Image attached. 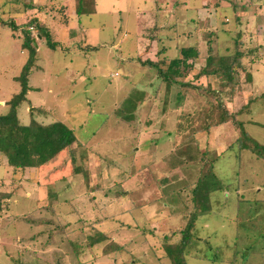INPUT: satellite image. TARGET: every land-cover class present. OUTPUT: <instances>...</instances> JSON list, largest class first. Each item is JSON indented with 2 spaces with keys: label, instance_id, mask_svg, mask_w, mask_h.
Segmentation results:
<instances>
[{
  "label": "rangeland",
  "instance_id": "374dc122",
  "mask_svg": "<svg viewBox=\"0 0 264 264\" xmlns=\"http://www.w3.org/2000/svg\"><path fill=\"white\" fill-rule=\"evenodd\" d=\"M84 1L87 10L94 8V0ZM203 1L104 0L96 12L74 15L71 22L76 0H0L2 17H14L17 24L25 21L24 5L37 7L58 41L53 50L35 36L38 59L27 101L18 110L20 122L30 120L25 106H42L73 129L77 145L51 164L53 171H45L47 184L42 177L39 183L26 179L20 189L11 183L0 156V192L14 193L0 198V264H124L133 258L161 264L143 233L152 229L159 242L175 239L192 209V184L212 160L228 192H215L220 203L197 219L196 236L211 246L197 240L187 264H227L232 256L234 264L246 259L264 264V159L235 142L241 123L249 137L264 145V0H218L217 11L212 9L217 0ZM10 5L19 12L9 13ZM65 19L68 26L62 24ZM71 29L76 35L70 40ZM233 30L240 33L245 68L235 84L222 86L217 77L201 73L210 38L204 33L218 31L213 53L233 54ZM154 32L170 58L183 45H196L200 52L179 67L169 88L156 68L137 63L139 44L143 49L147 43L156 56L158 45L147 38ZM142 33L148 39L143 43ZM26 58L20 30L0 25V106L18 90L14 78ZM158 65L164 69L167 61ZM141 79L151 81L147 94L139 91ZM214 91L233 119L215 122L220 114ZM134 101H139L137 108ZM186 121V130L175 134ZM184 136H191L192 159L173 167ZM31 172L27 168L25 178ZM183 185L188 187L183 190ZM94 227L109 238L96 249L88 246L102 239ZM70 243L79 244L82 252L77 255ZM114 244L124 250L103 253ZM239 247L244 248L241 256Z\"/></svg>",
  "mask_w": 264,
  "mask_h": 264
},
{
  "label": "trees",
  "instance_id": "16d2710c",
  "mask_svg": "<svg viewBox=\"0 0 264 264\" xmlns=\"http://www.w3.org/2000/svg\"><path fill=\"white\" fill-rule=\"evenodd\" d=\"M217 2L218 0L214 3V8H212L216 11L220 7L218 6ZM84 3V0H76L75 13L78 16H81L85 13L88 14L94 10V8L92 10H87V7L84 5ZM49 4L53 5L52 2L48 3L47 5ZM13 6L10 5V7H8L9 13L19 12L17 7ZM232 9L233 11H236V5H232ZM28 11H30V13H28ZM20 12L23 14L25 21L23 23L17 24L14 17H8L7 19L2 17L5 11L0 8V25L9 26L12 28V30H20V46L27 56L20 73L14 78V80L18 83V90L3 103V106H0V153L6 158V165L8 166L11 173V183L14 182L16 184V188L18 189L22 187L21 184L26 179L39 183L40 180L38 178L45 177L44 170L48 169L56 158L58 159L60 156H62L66 150L77 147V145H75L76 135L73 129L61 121L54 120V118L50 116V113L42 106L32 108L30 105L25 106L24 111L28 114L27 116H29L30 120L28 124H23L20 122L18 110L20 106L27 101V94L30 88L28 84L29 76L33 68L36 66L38 59L39 45L37 43L34 45L33 40L35 39V36H40L39 42L45 41L49 48L55 50L58 46V41L54 40L51 30L48 29L47 24L38 14L37 7H33L32 4L24 5V10H21ZM234 18L236 21H238V17ZM223 22L225 23L226 20H223ZM63 24L68 25L69 20L65 19ZM256 24H258L257 21ZM234 32L235 31L233 30V33ZM204 35V37L207 35L210 36V38H208L207 43L208 55L205 58V64L201 69V73L204 75H213L217 77L220 80L219 82L222 84V86L235 84L237 82L239 72L245 68L242 62V60L245 58V53L241 46L242 42L240 33H234V36L232 37L235 48L233 54L213 53L212 41L214 39H218V31H207L204 33ZM95 48L97 47L95 46ZM199 55L200 52L196 45H183L179 47L178 57L167 60L166 68L162 69L158 65L159 62L160 64L165 62V58L160 59L157 62L148 61V64L156 67L157 75L160 76L162 82L165 84V87L169 88L176 82L175 75L179 73V67L186 64L189 60L192 62L195 61ZM246 76L248 79H251L250 74H247ZM214 93L218 98L216 107L220 114L219 119H217L215 122L223 123L233 119L234 115H232V113H230V111H228L225 105L220 101V93L218 94V92L215 91ZM135 107L137 108L136 101H134V108ZM187 124L188 121L178 124L175 134L184 132L188 127ZM237 125L241 128V136L235 141L237 145L241 149H248L257 157L264 159V145H261L256 140L249 137V135L241 126V123H237ZM204 129H206V127ZM188 137L191 136H184V139L182 138L177 144L182 146V148L178 149L175 154L176 157L174 158L175 163L173 164V167L177 166L178 164H184V162L191 161L192 157L190 156L191 149L188 146L190 145L189 140L187 141V139H189ZM183 143L185 144L182 145ZM218 156L219 155H217V157ZM214 161L215 160L210 161L211 164L208 166L206 172L202 173V175H200V177H198L192 184L193 187L191 188L190 199L192 209L186 217L183 228L180 231H173L175 232L173 235V238L175 239H164L166 236L165 235L163 237L165 241L162 240L159 242L157 240V233H153L154 231L152 229L147 232V235L146 232L143 233L145 235L144 240L149 243V248L152 251L151 253L157 260H155V262L162 264V262L166 261L169 262V264H187V254L190 252V249L192 248L191 246L195 245L197 240H202L210 249L211 245L207 239L196 236L195 231L197 219L202 215L209 213L212 210L214 203H220L217 194L214 195V193H227L228 190L226 189L229 186L228 184L222 183L221 179L218 178L214 167ZM27 168H33L34 170L27 178H25V172ZM41 182H43V185L46 183L45 179H41ZM14 183L13 185H15ZM168 186L169 185H167V187ZM187 187V185H183V190H185ZM176 189L177 188H174V190ZM13 194L14 193L12 192L1 193L0 198L4 197L6 200H8V198H11ZM117 194H119V196L122 195V193ZM54 196L56 197V195ZM169 199L175 201V197L173 195L170 196ZM94 234H102L100 235V237L102 236V239L95 243L90 242L88 246H90L92 249H96L101 245V243L109 241L106 233L102 232L98 228H96ZM150 234H152V238L149 237ZM155 240L158 241V245L155 244ZM70 245L73 247V250L77 255L83 250V248H81L79 253L80 245L77 243H70ZM109 250L116 253L117 251L124 250V246L114 244L110 247V249L109 247H105L103 253H108ZM216 251H218V248L215 249V252ZM243 251L244 248L239 247L236 250V254L238 253L241 256ZM261 253L264 258V246L261 247ZM200 256L201 258L206 259L210 257V254H201ZM216 258L217 254L215 253L214 257L211 259L214 260ZM228 261L229 262H227V264H234L236 258L232 256ZM124 264L148 263L143 258H133L131 262ZM241 264H250V260L246 259ZM254 264H257V261Z\"/></svg>",
  "mask_w": 264,
  "mask_h": 264
},
{
  "label": "crops",
  "instance_id": "0c3cea01",
  "mask_svg": "<svg viewBox=\"0 0 264 264\" xmlns=\"http://www.w3.org/2000/svg\"><path fill=\"white\" fill-rule=\"evenodd\" d=\"M98 1H102V4L104 5L105 3L103 2L104 0H94V12H96L97 10H98ZM173 3V2H172ZM202 5H209V3L208 2H206V0H204L203 2H202ZM256 5V4H255ZM174 8H175V5H172ZM75 5L73 6V9L74 10H70V19H71V22H72V17L75 15V17H80V16H78L76 13H75ZM201 9V8H200ZM200 9L198 10V11H200ZM93 13V12H92ZM82 16V15H81ZM59 22V21H58ZM59 23H61V22H59ZM69 23H70V20H69ZM63 24V23H62ZM145 24V23H144ZM155 24V23H154ZM68 26V25H67ZM153 29H159L158 27L156 28V25L153 27ZM73 30H75V29H71V31L69 32L70 33V40L72 39V37L73 36H75L76 35V33H74V31ZM65 32H66V30H65ZM155 35V36H154ZM146 35H144V33H142V36L140 35V39H139V42H141V43H143V41H146V40H148V39H146V37H145ZM156 34H155V32L153 33V35H150V36H148L147 38H149V39H151L153 42H155V43H157V45H158V50H157V52L155 53L156 54V56L153 54V52H151V53H149L148 51H147V46H148V44L147 43H145L143 46L145 47V49H144V47H143V49L141 48V46H140V44H139V46H138V52H137V63H139L141 66H145V67H147L149 70L150 69H155L156 67H154V66H152V65H150V64H148V61H150V62H157L158 60H160V59H163V58H165L166 59V61H167V59H172V58H176V57H178L179 56V50H178V54L176 55V56H174V57H169V56H167L168 54H167V48L166 47H162V48H160L159 47V40L156 38ZM159 41V42H158ZM171 47V46H170ZM170 47H169V51L171 50L170 49ZM93 48V47H92ZM152 48V47H151ZM94 49H95V46H94ZM150 51V50H149ZM139 56V57H138ZM138 83H140L141 85H143L142 87H140L141 89H139V91H144V92H146V94L148 93V88H149V86H151V81H150V79L149 80H145V79H141L140 81H138ZM140 86V85H139ZM146 88V89H145ZM138 90V89H137ZM138 103V105H139V101L137 102L136 101V104ZM0 156L2 157V158H4V160H5V162H4V160H3V162L1 163V164H3V165H6V158L0 153ZM55 160H57V158L55 159ZM54 160V161H55ZM53 161V162H54ZM52 162V163H53ZM7 166V165H6ZM51 167V165L49 166V168ZM46 169V170H44V172L46 171V173L47 174H49V171H53V169L52 170H50V169ZM27 170V169H26ZM34 169L33 168H31V171H33ZM46 173H44V175L46 174ZM42 179H45V177L44 178H42ZM144 259V258H143ZM146 259H148V258H146Z\"/></svg>",
  "mask_w": 264,
  "mask_h": 264
},
{
  "label": "water",
  "instance_id": "95a60500",
  "mask_svg": "<svg viewBox=\"0 0 264 264\" xmlns=\"http://www.w3.org/2000/svg\"><path fill=\"white\" fill-rule=\"evenodd\" d=\"M38 37H40V36H38ZM33 43H34V45H36V40L35 39L33 40Z\"/></svg>",
  "mask_w": 264,
  "mask_h": 264
}]
</instances>
